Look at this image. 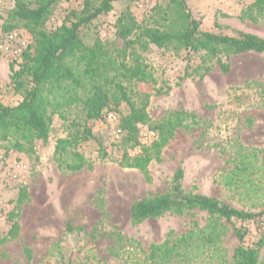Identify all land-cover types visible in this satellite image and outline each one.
<instances>
[{
    "label": "rangeland",
    "instance_id": "374dc122",
    "mask_svg": "<svg viewBox=\"0 0 264 264\" xmlns=\"http://www.w3.org/2000/svg\"><path fill=\"white\" fill-rule=\"evenodd\" d=\"M168 1L117 2L80 35L86 44L100 40L107 55L116 57L123 45L117 37V20L127 7L137 23L152 24L155 7ZM83 2L56 5L44 29L59 27L69 13L82 9ZM185 2L202 31L264 38V9L254 8V0ZM13 6V0H0L1 13ZM2 23L0 103L13 106L21 97L12 89L10 67L16 69L19 54L32 39L23 28L2 33ZM140 55L162 92L149 100L150 124L139 127L137 143L126 142L120 129L128 112L122 104L104 119L88 123L96 141L82 143L76 151L91 168L71 172L55 160L56 141L69 134L68 121L58 115L53 116L47 141L35 142L34 154L0 147V264H149L146 255L152 245L174 246L187 233L199 236L213 228L220 234L215 245L190 242L186 253L165 264H231L238 245L235 230L241 227L246 230L244 246L262 242L257 264H264V53L222 57L229 63L228 72L211 60L203 77L200 70L183 80L186 71L202 64L203 54L148 45ZM175 112L192 114L195 120L186 118L159 152H150L152 161L145 172L120 165L124 153L133 157L149 150L157 138L154 123ZM74 116L75 111L69 119ZM179 168L185 193L214 198L255 218L218 220L205 211L190 210L132 223L130 206L167 193ZM14 223L18 228L12 232Z\"/></svg>",
    "mask_w": 264,
    "mask_h": 264
},
{
    "label": "trees",
    "instance_id": "16d2710c",
    "mask_svg": "<svg viewBox=\"0 0 264 264\" xmlns=\"http://www.w3.org/2000/svg\"><path fill=\"white\" fill-rule=\"evenodd\" d=\"M68 0H13L14 6L6 13L0 12L2 33H11L23 28L31 35V43L19 54L16 69L10 67V83L13 91L21 99L13 106L0 103V147L9 151L34 154L35 142L47 141L53 116L68 121L69 134L58 139L54 147V158L67 171L77 172L91 168L76 149L82 143L96 141L89 122L99 121L108 113L116 112L125 104L127 114L121 118L120 129L126 135V142L137 143L140 126L150 124L147 106L152 94H160L150 67L140 55L148 45L157 48L172 47L191 55L203 54V62L191 73L203 70L200 77L210 71L208 62L216 60L222 72L229 71V63L222 61L248 53H264V38L249 33L219 35L202 31L185 0H169L164 6H156L154 22L139 24L128 11L117 20V37L123 45L116 57H109L101 41L96 39L86 44L81 30L94 19L110 12L113 4L138 0H84L80 11L69 13L66 21L54 30L46 31L52 9ZM253 7L264 9V0H254ZM209 60V61H206ZM147 86L149 90H144ZM75 111V116L69 118ZM189 118L195 116L185 112L170 114L153 130L157 138L149 150L130 157L126 153L120 160L125 168L145 172L152 161L151 151L159 152L169 141L174 130ZM100 154L105 155L99 148ZM65 156H69L67 161ZM184 174L177 169L172 177L169 191L165 194L141 199L130 206L132 223H142L158 218L165 213L182 215L190 210L207 212L212 218L246 222L255 218L254 214L230 208L218 200L197 193H185L182 187ZM18 228L14 223L11 231ZM246 230H235L238 245L234 249L231 264H257L262 242L244 246ZM220 234L216 229L199 236L187 233L169 245L167 242L152 245L147 253L149 264H165L173 256H180L189 245L201 241L216 244ZM191 242V244H190ZM178 253V254H175Z\"/></svg>",
    "mask_w": 264,
    "mask_h": 264
},
{
    "label": "built area",
    "instance_id": "2783aa9c",
    "mask_svg": "<svg viewBox=\"0 0 264 264\" xmlns=\"http://www.w3.org/2000/svg\"><path fill=\"white\" fill-rule=\"evenodd\" d=\"M10 39H13V36H10Z\"/></svg>",
    "mask_w": 264,
    "mask_h": 264
}]
</instances>
